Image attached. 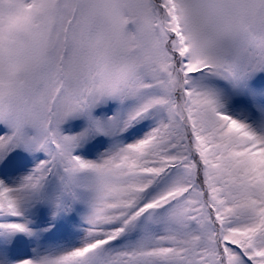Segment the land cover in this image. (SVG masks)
Instances as JSON below:
<instances>
[{"label":"snow or ice","instance_id":"6c2138e0","mask_svg":"<svg viewBox=\"0 0 264 264\" xmlns=\"http://www.w3.org/2000/svg\"><path fill=\"white\" fill-rule=\"evenodd\" d=\"M0 264H264V0H0Z\"/></svg>","mask_w":264,"mask_h":264}]
</instances>
